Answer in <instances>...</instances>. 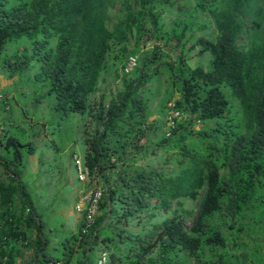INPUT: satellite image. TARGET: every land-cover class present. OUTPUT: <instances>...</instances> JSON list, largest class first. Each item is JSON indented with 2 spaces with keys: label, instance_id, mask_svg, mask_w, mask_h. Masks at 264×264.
I'll return each mask as SVG.
<instances>
[{
  "label": "trees",
  "instance_id": "16d2710c",
  "mask_svg": "<svg viewBox=\"0 0 264 264\" xmlns=\"http://www.w3.org/2000/svg\"><path fill=\"white\" fill-rule=\"evenodd\" d=\"M167 10L175 19L164 29ZM198 11L211 13L217 27L214 37L196 36L194 43L202 44L200 55L210 52V67L191 66L180 53ZM259 32L262 39L252 44ZM242 36L247 43L239 41ZM150 39L180 47L178 57L161 58L148 71L154 59L144 52L133 72L123 73L125 88L108 103L101 96L98 110H89L115 47L123 55L137 54ZM154 51L162 54L159 44ZM161 61L169 72L161 112L173 100L186 113L169 134L159 117L148 121V83L159 77ZM34 67L33 77L48 88L45 97L55 98L59 121L89 112L96 122L84 137L85 159L108 193L93 225L84 230L82 221L64 235L62 256L49 253L46 222L20 169L25 153L34 154L38 146L4 126L0 140L12 155L0 154L9 177L0 180V264H17L24 248L34 250L25 264H95L91 253L102 247L109 249V264H241L228 233L235 237L233 246L243 247L248 243L235 228H264V0H0V68L12 77ZM3 104L12 108L6 97ZM156 126L164 133L148 148L142 141ZM161 146L178 149L176 171L135 162ZM112 168L115 179L108 175ZM185 198L199 199L198 208L186 207ZM250 212L252 223L240 224ZM205 254L210 257L203 259Z\"/></svg>",
  "mask_w": 264,
  "mask_h": 264
},
{
  "label": "rangeland",
  "instance_id": "374dc122",
  "mask_svg": "<svg viewBox=\"0 0 264 264\" xmlns=\"http://www.w3.org/2000/svg\"><path fill=\"white\" fill-rule=\"evenodd\" d=\"M116 7H119V3H117ZM173 11L175 10L173 9ZM198 12L199 19L195 21L191 30L193 34L189 35L191 37L188 36V38L184 39L186 40L185 49L180 53L187 57L189 65L191 66L203 63L206 67H210V52H204L200 55L202 44L194 46V43L196 36L214 37L217 34V27L211 13L207 11ZM117 15L119 16V11L116 9L112 10V20H116ZM162 16L165 22L164 29H169L175 19L174 14L168 13L167 10L162 13ZM262 37L263 32L253 35L251 38L252 44L259 43ZM135 41V38H132L129 48L135 45ZM239 41L247 43L248 38L242 36L239 38ZM171 42L174 44L177 42V39H173ZM157 44H159L162 54L154 51ZM16 47L17 42L15 41L7 46V50L12 51ZM180 49V47H175V49L172 50L164 45V41L150 39L143 43V46L136 55L139 61L144 52L147 53L151 59H154L146 67V70L151 71L156 67L161 58L163 60H170V58L176 59ZM168 52L170 54L167 56L166 53ZM120 54L116 46L114 55L110 57L107 68L102 72L97 90L91 94V108L89 110H98L97 102L100 100L101 96H104L108 103L120 90L125 88V74L120 70L127 55ZM161 62L163 63L159 66L161 71L159 77H156L148 83L151 87L150 94L153 99H151L153 115L148 121L159 117L164 126L170 114V107L168 103L167 109L161 112L160 103L165 97L166 80L169 72L166 69L165 62ZM35 71L36 68L34 67L22 75H15L8 78L4 76V74H6L5 70L0 68V96H3L0 97V133L4 131L3 126H7L10 131L17 133L24 139H33L38 146L35 152L36 155L35 153H25L20 165L21 178L27 184L33 202L46 222L45 225L52 227L51 232L46 228L44 229L45 234L51 238L47 249L48 252L53 255L62 256V237L78 230L80 213L75 207L76 197L79 196V193H83L86 187L87 189L89 188L87 182L80 180L78 177L74 154L77 153L82 155L85 153L86 144L84 137L86 136V131H94L96 122L91 119L89 113L83 116L79 112L71 113L66 120L59 121L60 112L53 106L55 98L54 96L45 97L44 94H46L48 88L44 85L42 80H36L33 77ZM26 75L32 76L33 78L27 79ZM4 95L8 101H11L10 107L12 108L10 110L4 108ZM177 95H179L178 92L175 93V96ZM40 96H44V98L37 100ZM7 106H9V104H7ZM75 115H77V117L73 119ZM32 119L33 121L31 122L30 120ZM11 121L14 122L15 125L12 126ZM202 125L198 124V122L195 124L196 128H200ZM163 133L164 131L156 126L142 142L145 143L148 148H152L158 144V140ZM188 141L191 142L190 139ZM0 154L5 157L12 155V152L1 143V140ZM176 157H178L177 148L161 146L156 153L142 154L140 157L136 158L135 162L140 165H148V163L157 166L164 165L168 170L176 171L179 167L177 161H174ZM2 170H4V166L0 164V176H2L0 180L5 177ZM108 175L110 178L115 179L117 176L116 168L110 169ZM98 180L99 179H96L95 182L103 183L101 182L102 180ZM183 200L186 207L194 209L198 208L200 201L199 199L191 198H185ZM172 202L175 205V201ZM163 211L165 210H162V212ZM70 212H73L76 216V221ZM250 215L251 212L241 220L240 224L244 223L247 225L249 222L252 223ZM192 221L193 217L187 221V225H190ZM237 227H239V224H237ZM257 227L259 228L260 226L252 225L251 230L254 228L256 229L253 230L252 233H248L247 230L242 231L235 228L239 233V239L248 243L243 247L241 245L237 247L233 246L232 244L235 237L228 233L232 250L238 255L237 260L239 262L241 261V264H264V228L260 227L261 230H259ZM223 229L227 231L225 226ZM23 250L26 252L24 256L26 260L33 257V249L24 248ZM243 252L246 253V255ZM81 254L82 251H80L78 255L80 256ZM91 255L96 260L98 251H93ZM209 257L210 256L205 254L203 259ZM193 260L197 263L196 258H193ZM75 261H73V264H75Z\"/></svg>",
  "mask_w": 264,
  "mask_h": 264
},
{
  "label": "built area",
  "instance_id": "2783aa9c",
  "mask_svg": "<svg viewBox=\"0 0 264 264\" xmlns=\"http://www.w3.org/2000/svg\"><path fill=\"white\" fill-rule=\"evenodd\" d=\"M138 64V59L136 55H129L126 59L124 65V71L130 72L132 71ZM1 95V94H0ZM180 111H175L173 116H178ZM174 121L171 120L170 124H173ZM75 163L78 171V175L81 179H87L90 175V169L86 165L83 158L78 155H75ZM107 191L106 186H97L85 193L82 198L81 202L78 205L79 210H84V221H85V229L91 226L96 218V215L99 211L100 200L103 197L104 193ZM110 257L108 250L104 249L101 251L96 264H109Z\"/></svg>",
  "mask_w": 264,
  "mask_h": 264
},
{
  "label": "clouds",
  "instance_id": "9594fccd",
  "mask_svg": "<svg viewBox=\"0 0 264 264\" xmlns=\"http://www.w3.org/2000/svg\"><path fill=\"white\" fill-rule=\"evenodd\" d=\"M130 55H131V54H130ZM133 55H136V54H133ZM128 56H129V55H128ZM128 56H127V57H128ZM136 56H137V55H136ZM127 57H126V59H127ZM126 59H125L123 65H122V68H121L120 71H122V73H128V74H130V73H132L133 70L139 65V58H138V56H137L138 64H137V66H136L132 71H130V72H125V71H124V65H125ZM0 97H3V96H0ZM9 106H10V105H9ZM9 106H7V107H9ZM169 107H170V114H169V116H168V118H167V123H166V125L164 126V127H165L164 129H165V133H166V134H169V133H170V127H172V126L175 125L176 120H178V119L180 120V119L186 117V113H183L180 109H177V108L175 107V103H174L173 100H171V101L169 102ZM177 110L180 111V114H179L178 116H175V117H174L173 114H174V112L177 111ZM89 115H90V114H89ZM171 120L174 121L173 124H170V121H171ZM197 122H198V124H202V122L200 121L199 118L197 119ZM197 122H196V123H197ZM75 155H78V156H80L81 158H83L84 161H85V163H86V159H85L86 150H85V153L82 154V155L75 153V154H74V160H75ZM86 165H87V163H86ZM75 166H76V163H75ZM87 166H88V165H87ZM88 168L90 169L89 166H88ZM76 169H77V167H76ZM77 172H78V171H77ZM78 177H79V175H78ZM79 179H80V180H83V181H86V182H87V186H89L88 189H87V187H86V190L83 192L82 196H83L85 193H87L88 191H90L91 189H93L94 187H97V186H106L107 191L104 193V195L108 193V186H107L106 184H104V183L101 184V183L95 182L96 180L93 179V177H92V175H91V170H90V175L88 176L87 179H81L80 177H79ZM92 182H93V183H92ZM104 195H103V196H104ZM82 196H81V198H82ZM81 198H80L79 202L77 203L76 208H77L78 211H80V212L83 213V219H82V221L85 223V221H84V214H85V212H84V210H79V209H78V205H79L80 202H81ZM102 198H103V197H102ZM102 198H101V199H102ZM100 201H101V200H100ZM99 207H100V205H99ZM99 213H100V209H99L97 215H98ZM97 215H96V217H97ZM95 219H96V218H95ZM94 222H95V221H94ZM92 225H93V224H92ZM92 225H91V226H92ZM84 227H85V225H84ZM89 227H90V226H89ZM87 228H88V227H87ZM104 249L108 250V252H109V249H108V248H106V247H102L101 249H99L98 257H99V255H100L101 251L104 250ZM98 257H97V259H98ZM109 257H110V254H109ZM97 259H96V262H97ZM96 262H95V264H96ZM109 262H110V261H109ZM57 264H60V263L58 262Z\"/></svg>",
  "mask_w": 264,
  "mask_h": 264
},
{
  "label": "crops",
  "instance_id": "0c3cea01",
  "mask_svg": "<svg viewBox=\"0 0 264 264\" xmlns=\"http://www.w3.org/2000/svg\"><path fill=\"white\" fill-rule=\"evenodd\" d=\"M4 76H7L6 74H4ZM8 77V76H7ZM13 77V76H12ZM9 78V77H8ZM73 113H75V112H73ZM89 113V112H88ZM87 112H85V113H80V114H82L83 116H85V115H87L88 114ZM78 115V114H77ZM77 115H75V116H73V119L74 118H76L77 117ZM13 124L14 123H12L11 122V125L13 126ZM3 128H4V126H3ZM86 150V149H85ZM35 155H36V153H35ZM32 162H33V160H32ZM3 172H4V174H5V177L3 178V179H8L9 177H8V173L7 172H5V169L4 170H2ZM0 177H2V176H0ZM82 194L83 193H79L78 195L79 196H77L76 197V202H75V207L77 206V203L79 202V200H80V198H81V196H82ZM34 203V202H33ZM34 206H35V203H34ZM36 207V206H35ZM77 209V208H76ZM78 211V210H77ZM101 212V211H100ZM79 213H80V216H79V219H78V224L80 225L81 224V222H82V219H83V213L82 212H80L79 211ZM70 214L73 216V218H74V220L76 221V216L73 214V212H70ZM79 225H78V228H79ZM47 229L49 232H51L52 231V227L51 226H49V225H45V227H44V229ZM25 250H23V252H22V254L18 257V262H17V264H25L28 260H30V259H27L26 260V258H24V256H25ZM98 253H99V250H98Z\"/></svg>",
  "mask_w": 264,
  "mask_h": 264
}]
</instances>
